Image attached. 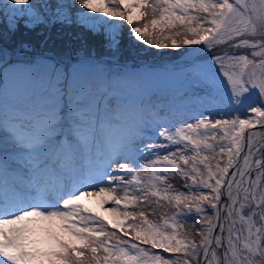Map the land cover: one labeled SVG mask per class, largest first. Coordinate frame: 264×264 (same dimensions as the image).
I'll return each instance as SVG.
<instances>
[{
	"label": "snow or ice",
	"instance_id": "6c2138e0",
	"mask_svg": "<svg viewBox=\"0 0 264 264\" xmlns=\"http://www.w3.org/2000/svg\"><path fill=\"white\" fill-rule=\"evenodd\" d=\"M76 2L80 6L77 20L93 32L102 31L100 25H104L111 48L119 46L121 26L89 12L126 20L133 25L130 33L138 40H145L143 33L149 24L162 28L180 25L182 31L171 35H183V39H171V47L203 44L210 50L214 45L228 44L234 49H250L252 58L228 51L212 56L223 77L215 76L212 83L223 84L228 90V111L219 114L236 115L231 119L202 118L171 132L162 130L158 135L167 145L138 148L136 142L144 138L145 128L157 121L147 120L138 102L124 91L132 87L128 81L116 80L111 87H98L85 80L74 83L65 93L58 75L50 79L44 102L30 109L12 107L7 114L0 110V264H193L197 260L199 264H264V143L254 147L252 134L244 136L246 128L264 127V0H259V7L256 0L251 5L247 0ZM72 7L75 4L67 5L62 0H57L54 7L45 0L39 8L33 0H8L3 14L7 28L15 31L21 20L28 28L70 21ZM140 17L152 18L143 27L135 26ZM188 33L197 38H188ZM146 43L168 47L160 39H148ZM64 95L68 96L67 103ZM241 115L248 118L241 119ZM217 132H223L218 140ZM102 145L109 148L102 167L84 170L75 165L81 148L99 149ZM168 145L180 147L172 152ZM217 147L216 154H226L227 160L223 165L217 161L213 171L209 156L201 155V148L211 152ZM156 149L167 154L150 161L152 172L144 181L137 168L149 165L138 162L142 153L156 155ZM186 152L194 154L190 157ZM120 159L127 162L119 163ZM190 160L191 167L181 166V162L188 166ZM113 164L122 173L107 175L115 187H101L99 193L80 190L102 181L105 170ZM161 164L163 167H159ZM197 164L204 166L206 176ZM169 173L191 181L185 185L187 193L170 191ZM32 190L39 192L45 203L32 202ZM118 190L122 196L116 195ZM196 191L199 195L192 194ZM49 193L52 203H46ZM91 195L110 199L116 206L110 209L112 213L123 204L124 219L105 222L93 215L94 210L84 203ZM150 196L157 198V204L165 200L176 209L171 217L163 218L162 225L150 221L141 207H151ZM129 206L134 210L129 211ZM193 217L199 224L197 232L180 236L177 229ZM129 219L132 239L108 230L111 224L123 236H130L123 230ZM137 221L145 226L139 227ZM169 228L171 231H167ZM153 249L173 255L166 257ZM101 251L105 255H99Z\"/></svg>",
	"mask_w": 264,
	"mask_h": 264
},
{
	"label": "rangeland",
	"instance_id": "374dc122",
	"mask_svg": "<svg viewBox=\"0 0 264 264\" xmlns=\"http://www.w3.org/2000/svg\"><path fill=\"white\" fill-rule=\"evenodd\" d=\"M44 2L45 0H33V4L37 8ZM47 2L54 7L57 0H47ZM62 2L67 5L75 4V7L69 9L70 21H56L28 28L24 26V21L21 20L18 28L11 31L7 28L8 20L3 14L6 11L5 6L8 0H0V110L5 114L12 107L30 109L44 102L49 94L50 79L58 75L65 93L74 83L85 80L93 82L98 87L104 84L111 87L112 82L116 80L128 81L132 87L130 90L124 89V91L138 102L147 120L157 121L145 128L144 138L136 142L138 148L161 143L167 145L168 142L158 135L162 130L171 132L183 124L195 123L196 120L202 118L231 119L232 116L236 115L235 112L225 116L219 114L228 111L225 103L228 90L223 84L217 83L214 85L212 83L215 76H220L223 79L220 66L212 60V56L228 51L235 54H248L252 58L250 49H234L228 44L214 45L210 50L203 44H181L179 48L171 47V39H183V35L179 37L171 35L174 32L182 31L180 25L172 28H162L161 25L152 26L149 24L146 32L143 33L145 40H138L130 33L133 25H129L126 20H116L104 15L103 12H89L90 16L99 17L110 24L115 23L121 26L119 29V46L111 48L108 46L103 31L104 25H100L102 31L93 32L77 20V12L80 10V6L76 0H62ZM247 2L251 5L253 0H247ZM256 3L259 7V0H256ZM100 6L104 7V5ZM40 10L43 11V9ZM133 14L138 13L133 10ZM201 15L204 14L201 13ZM159 16L160 13H157L156 17L159 18ZM151 18L140 17L139 23H136L135 26L143 27L146 20ZM206 27H210V25H206ZM187 36L190 39L197 38L190 33ZM148 39H160L168 47L157 48L155 44L146 43ZM67 100L68 96L64 95V102L67 103ZM209 112L213 113L212 117L208 116ZM240 118L246 119L248 117L241 115ZM248 129L246 128L245 132ZM187 134L196 135L191 132H187ZM216 135L218 140L223 132H217ZM1 136H3V133H0V139L3 138ZM209 142L216 143L217 141ZM177 147L180 146L168 145V150L175 152ZM91 148L92 146L81 148L78 156L81 168L89 160L88 156L89 151H92ZM154 151H156V155H149L147 152L142 153L141 160L138 162L149 165L146 168H137L144 181L148 180L152 172L150 161L157 159V156L162 157L167 154L163 149ZM218 152V147L211 152L201 148V155L209 156L208 163L213 165V171H215L217 161L223 165L227 160L226 154L221 157L216 154ZM186 154L191 157L194 153L186 152ZM97 155L100 156L101 154L98 153ZM91 157L93 158V156ZM125 162L127 161L124 159L119 160V163ZM191 164V160L188 166H184L181 162L182 167H191ZM90 166H84L83 169L88 170ZM196 166L206 176L204 166L202 164ZM100 167H102L101 162L96 161L92 170H97ZM159 167H163V165L161 164ZM105 172V178L97 182L94 187H85L80 190L99 193L101 187H115V184L107 180V175H121L122 173L116 170L115 164L108 167ZM253 175H255V172ZM129 178L126 177V179ZM168 183L172 185L170 191L173 194L176 192L187 193L185 185L191 184V181L181 179L179 174L169 173ZM163 187H167V185ZM37 194L39 192L32 190L31 195L35 197V200L32 201L34 203L41 202V196L38 197ZM192 194L199 195V192L196 191ZM116 195L122 196L123 192L118 190ZM48 196V200H52V196L50 194ZM102 199L103 197L100 195L86 196L84 203L94 210L93 215L105 219V222L124 219L122 215L125 210L123 204H121L118 212L113 213V216H111L108 215L106 210L116 206L112 202L101 204ZM43 202L45 203V201ZM149 202L151 207L144 205H141V207L146 212L148 219L155 224L162 225L163 218L171 217L176 211L165 200H160L157 204V198L150 196ZM128 210L133 211L134 209L129 206ZM135 210L139 211L140 208ZM202 218L207 219V215ZM130 222V219L125 221L123 226V230L131 234L128 237L123 236V232L119 228H113L111 224H108V230L116 231L124 239H132L134 232L127 227ZM136 223L139 227L145 226L139 221ZM183 224V228L177 229L180 236H191L199 229L198 221L194 217L183 221ZM167 231H171V229L169 228ZM203 231H206V229H203ZM62 234L67 236L66 233ZM196 238L199 240L198 236ZM135 242L140 243L139 241ZM142 246L146 250L150 248V245ZM152 251L166 257L173 255L164 253L160 249H153ZM99 255L103 256L105 253L101 251ZM200 255L203 256L202 250ZM193 264H199V261H194Z\"/></svg>",
	"mask_w": 264,
	"mask_h": 264
},
{
	"label": "bare ground",
	"instance_id": "6f19581e",
	"mask_svg": "<svg viewBox=\"0 0 264 264\" xmlns=\"http://www.w3.org/2000/svg\"><path fill=\"white\" fill-rule=\"evenodd\" d=\"M250 133L252 134V143L254 147H259L260 144L264 143V127H257L255 130L251 129ZM249 133V134H250ZM242 164V163H241ZM53 202V201H52ZM51 202V203H52ZM105 202H112L110 199H105L103 197V199L101 200V204L105 203ZM223 211V209H222ZM106 212L108 213V215L110 214L111 216H113V213L110 211V209H107ZM220 250L217 249V254H219Z\"/></svg>",
	"mask_w": 264,
	"mask_h": 264
},
{
	"label": "water",
	"instance_id": "95a60500",
	"mask_svg": "<svg viewBox=\"0 0 264 264\" xmlns=\"http://www.w3.org/2000/svg\"><path fill=\"white\" fill-rule=\"evenodd\" d=\"M257 127H260V126H257ZM257 127H256V128H257ZM250 130H251V129H248V130L246 131V133H245V135H244L245 138H247V137L249 136ZM245 142H246V141H245ZM243 155H244V152L241 153V156H243ZM236 159H237V158H236ZM241 163H242V161H241ZM230 171H232V170L230 169ZM223 199H224V198L222 197V200H223Z\"/></svg>",
	"mask_w": 264,
	"mask_h": 264
}]
</instances>
